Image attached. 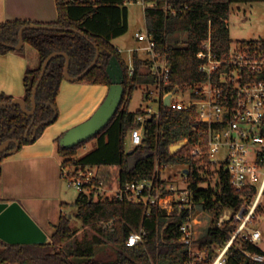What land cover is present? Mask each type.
Returning <instances> with one entry per match:
<instances>
[{
	"label": "trees",
	"instance_id": "obj_1",
	"mask_svg": "<svg viewBox=\"0 0 264 264\" xmlns=\"http://www.w3.org/2000/svg\"><path fill=\"white\" fill-rule=\"evenodd\" d=\"M138 2L139 0H133ZM155 3V7L145 9L147 31L156 43L158 52L167 54L172 67V86H184L207 78L199 70L198 53L203 44L211 40L213 52L223 59L232 47L229 19L232 5L235 3L264 2V0H145ZM126 0H57L59 20L52 26L73 28L83 33L70 31H51L29 29L24 32L25 43L39 52L40 64L29 68L25 75L26 93L24 100L28 110H32V93L42 73L45 59L53 52L67 53L70 58L69 73L76 77L82 74L94 61L97 50L100 58L80 81L111 86L107 65L116 57L125 73L124 97L110 123L93 138L71 148L60 144L59 154L64 159V168L81 169L102 168L99 175L109 173L108 168L116 167L109 173L118 177L120 186L129 182L152 179L156 164L185 165L188 167L190 188L193 191V211L202 210L219 219L226 209L238 212L244 202V196L251 200L255 188H247L244 193L237 191L230 183L224 166L212 167L205 159H196L191 155L192 126L195 123L194 112L172 110L162 107L160 118L149 119L145 125L143 145L129 151L127 135L137 127L136 116L140 113L129 109L133 94L138 85H151L154 77L142 67L150 68V61L134 56L135 74L130 77L128 64L112 40L123 36L129 29V9ZM37 23L31 21H10L0 24V53L16 50L20 29ZM39 25V24H37ZM187 33L185 46L171 44L169 38L175 34ZM242 46H252L264 51V39L241 41ZM66 58L63 55L51 60L37 92V109L28 116L19 106H0V137L2 143L17 140L21 147L36 141L45 128L54 123L59 116L57 96L65 79ZM12 97L0 96V103H10ZM33 127L25 137L29 126ZM35 138L34 136V129ZM97 140L94 149L78 157V151L92 140ZM186 145L173 153L171 147L183 140ZM15 148L11 143L5 152H0V163L6 152ZM134 157L130 168L129 160ZM164 171V168H162ZM1 173V169H0ZM217 177V182L212 183ZM204 183L209 185L202 186ZM74 205L78 207L77 217L86 226L106 224L98 229L99 234L81 242L75 240L76 230L69 215L62 214L56 232L45 244H7L0 239V264H186L189 246L179 243L180 225L189 214V210L170 217L166 211L153 206L147 215L143 204L120 201L117 199L95 200L85 193H79ZM258 222L264 215V205L258 213ZM172 220V221H171ZM144 229L145 242L128 246V237ZM237 224L228 220L221 228H209L196 240V244L212 253L218 246L224 245L236 230ZM236 246L249 251L264 253L259 243L236 241ZM107 246L114 249V255L103 256L97 247ZM228 264H264L250 261L240 251L235 250Z\"/></svg>",
	"mask_w": 264,
	"mask_h": 264
},
{
	"label": "built area",
	"instance_id": "obj_2",
	"mask_svg": "<svg viewBox=\"0 0 264 264\" xmlns=\"http://www.w3.org/2000/svg\"><path fill=\"white\" fill-rule=\"evenodd\" d=\"M149 4L148 7L156 5ZM135 37L146 44L143 48L149 55V72L154 77V83L147 85L143 98L147 101L157 98L160 108L156 112L150 106L140 110L136 116L139 125L128 133L130 150L143 145L146 122L153 118L159 119L163 106L194 112L191 155L196 159H205L212 167L224 166L231 185L237 191L244 193L247 188H255L253 198L248 200L244 196V202L236 213L231 209L224 211L232 212L233 217L221 218L220 228L225 220H232L237 228L224 245L210 253L207 248L196 244L198 214L205 211H193V191L189 173H185L188 167H183L182 181L185 187L182 188L163 177L162 168L165 170L168 165L159 162L152 179L129 182L124 186H120L118 180L116 188L110 184V179L99 175L93 168L79 171L64 168V177L80 193L95 200L117 199L143 204L147 207V215L153 206L166 211L170 217L189 210L180 225L181 236L177 240L189 246L186 264H228L235 250L250 261L264 263V253L235 245L236 241L259 243L263 239V233L258 228V213L264 205V51L237 44L235 48L231 47L225 58L220 59L213 52L209 39L198 53L199 70L207 78L170 89L172 67L167 54L158 52L147 29L137 32ZM127 64L129 76L132 77L135 74L134 61ZM167 98L169 104L166 106ZM183 141L188 142L187 139ZM222 150L226 151L227 156L221 162L216 155ZM145 236L143 228L133 232L128 237L127 245L144 244Z\"/></svg>",
	"mask_w": 264,
	"mask_h": 264
},
{
	"label": "crops",
	"instance_id": "obj_3",
	"mask_svg": "<svg viewBox=\"0 0 264 264\" xmlns=\"http://www.w3.org/2000/svg\"><path fill=\"white\" fill-rule=\"evenodd\" d=\"M17 20L52 26L59 20L57 0H0V24ZM120 38L122 36L113 39L112 43L127 63L134 61V56L149 61L147 51L141 46L143 42L138 41L135 35L137 42L129 43L125 52L116 45ZM21 49L0 53V96L24 99L26 72L40 64L36 48L24 43ZM140 51L147 56H142ZM146 70L149 68L142 67V71ZM109 89L110 86L104 84L64 79L57 96L58 119L47 126L36 141L20 147L11 155L7 154L0 163V203L18 202L48 235L49 241L62 214L73 219L70 210L75 202L69 200L64 159L59 154L57 141L69 129L89 119L104 102ZM95 140L92 141L97 142ZM93 170L99 173L102 168L94 167ZM108 170L112 174L116 167Z\"/></svg>",
	"mask_w": 264,
	"mask_h": 264
},
{
	"label": "water",
	"instance_id": "obj_4",
	"mask_svg": "<svg viewBox=\"0 0 264 264\" xmlns=\"http://www.w3.org/2000/svg\"><path fill=\"white\" fill-rule=\"evenodd\" d=\"M29 29H43L51 31H70L75 33H81L73 28H61L57 26H47V25H27L20 29L19 32V43L13 46L14 49H21L25 43L24 32ZM84 35L83 33H81ZM97 50V55L94 61L89 65V67L80 75L73 77L69 73L70 58L67 53L53 52L44 61L42 67V73L38 82L36 83L33 93H32V110L27 109V105L24 99H14L10 103H0V106L13 107L19 106L23 113L28 116H32L37 109V92L42 79L45 76L47 68L51 60L57 56L63 55L66 58V64L64 69L65 79L70 81H80L91 69L95 67L99 58L100 50L97 44L94 43ZM107 73L112 81L109 93L100 105L97 111L86 121L76 125L75 127L69 129L61 138L60 144L64 147L71 148L77 146L97 134H99L111 121L114 115L117 113L123 97H124V83H125V73L120 61L116 57H112L107 65ZM169 104V98L165 100V105ZM33 124L29 126L26 131L25 137L27 138ZM36 127L34 129V136ZM11 143L15 144V148L5 154H13L17 152L21 144L17 140H8L2 143L0 137V152H5ZM186 145V142L181 141L171 147L173 153L179 151ZM134 157L129 160L130 168L133 166ZM189 171L186 170L185 173ZM0 239L7 244H45L49 242L48 235L37 225L29 213L18 203H0Z\"/></svg>",
	"mask_w": 264,
	"mask_h": 264
},
{
	"label": "rangeland",
	"instance_id": "obj_5",
	"mask_svg": "<svg viewBox=\"0 0 264 264\" xmlns=\"http://www.w3.org/2000/svg\"><path fill=\"white\" fill-rule=\"evenodd\" d=\"M127 1V7L130 12V22H129V29L128 32L120 38V40L116 41V45L123 49L124 52L126 51V46L129 43L137 42L134 38L135 33L137 32H145L147 29L146 26V18H145V8L150 6L149 2H143V0H140L138 2H135L133 0H126ZM240 8V9H239ZM229 29H230V36L231 40L233 42L232 47L235 48L236 45L241 41H248V40H260L264 39V4L263 3H238L233 5V10L231 17L229 19ZM188 35L187 33H179L171 36L169 38V42L171 44H176L180 46H185L187 41ZM143 44V45H142ZM141 46H146L145 43H141ZM140 54L142 56L145 55L144 52L140 51ZM149 57V55L147 56ZM147 90L146 85H138L137 89L135 90L132 100L129 105V109L132 112H137L138 110L144 109L146 106L152 107V109L156 112L159 110L160 105L157 98L154 99V101H147L144 100L143 94ZM96 141V140H95ZM127 148L130 150V146L128 143V135H127ZM97 145V142L90 141L87 143L84 147H82L78 151V157L81 156L83 153H86L92 149L95 148ZM227 156V153L225 150H222L220 153L216 155V158L218 161H224ZM185 165H168V167L162 172L163 177L166 179H169L173 185H175L178 188L185 187L184 182L182 181V175H183V167ZM73 168H68L67 170L70 171ZM110 179V184H112L113 187L116 188L118 179L115 176H112ZM103 177H106V179H109V174H105ZM217 182V177H215L212 185L214 186ZM208 183H204L202 186H208ZM66 187L69 191V200L70 202H74L76 198L79 195V191L77 188L71 184L68 180L66 181ZM71 215H73L72 219V226L76 230V236L75 240L81 242L85 239H92L93 236L98 235V229L101 226H105V224H99L98 226H86L84 223L78 219V208L73 205L71 210ZM199 212H197L198 214ZM67 215V214H66ZM227 216L228 218H232L233 214L232 212L229 213L226 211L224 212L221 217L217 220L215 219L214 215L208 212H200L198 214L199 218V224L197 226V237L199 238L202 236L206 230L209 228H220L221 218H224ZM228 220H225V222ZM224 222V223H225ZM222 224V226L224 225ZM221 226V227H222ZM258 228L263 233V239L259 242V245L264 250V215L261 217V221L259 223ZM98 252L103 251V256L107 255H114V249L111 246H107L104 248L102 246L97 247ZM2 248L0 247V251ZM19 264V263H15ZM26 264H35L33 262H29Z\"/></svg>",
	"mask_w": 264,
	"mask_h": 264
}]
</instances>
